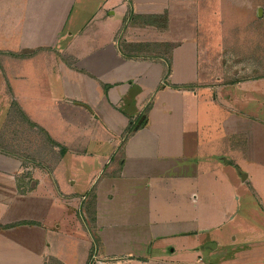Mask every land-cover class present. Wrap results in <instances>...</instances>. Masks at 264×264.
Segmentation results:
<instances>
[{
	"label": "crops",
	"instance_id": "crops-1",
	"mask_svg": "<svg viewBox=\"0 0 264 264\" xmlns=\"http://www.w3.org/2000/svg\"><path fill=\"white\" fill-rule=\"evenodd\" d=\"M73 1L0 0L2 70L28 61L49 83L41 88L36 78L28 95L9 86L11 102L20 103L30 126L61 155L49 173L30 174L19 172L16 158L0 155V202L12 215L0 225V264H47L61 254L62 264H264V242H241L234 254L225 246L220 257L217 245H203L199 234L218 227L215 215L232 220L239 198L211 193L220 209L210 202L199 211L205 199L192 189L202 174L194 159L199 106L208 105L218 84H229L226 78L238 79L236 86L264 81V50L259 60L236 59L225 49L209 52L210 18L229 15L237 23L238 9L250 14L256 8L262 18L264 0H219L214 6L212 0H101L95 17L77 23L69 20ZM186 20L206 44L172 34L174 22ZM256 70L262 72H248ZM31 102L32 115L22 105ZM232 117L228 131L242 134L246 157L264 167V127L241 113ZM64 157L93 167L80 195L75 180L58 177ZM53 206L60 209L59 224L47 226ZM71 244L78 247L76 263Z\"/></svg>",
	"mask_w": 264,
	"mask_h": 264
},
{
	"label": "rangeland",
	"instance_id": "rangeland-1",
	"mask_svg": "<svg viewBox=\"0 0 264 264\" xmlns=\"http://www.w3.org/2000/svg\"><path fill=\"white\" fill-rule=\"evenodd\" d=\"M74 1L71 2L72 8H70L69 20L77 23L89 21L90 19H85L95 17L98 7L96 8L94 4L101 0ZM212 1L214 6L215 2L219 0ZM110 3L106 2L105 7H109ZM214 8L216 10L218 7ZM232 9L236 8L232 7ZM227 11L232 14L231 11ZM242 11L240 9L237 10L235 16L239 20L237 23L231 20L229 15L226 16L227 19L224 21L217 13L210 18L212 22L210 26L213 28L210 32L212 36L210 35V38L207 39L210 53L225 49L223 51L230 50L236 59L240 57L242 59L258 58L259 60L258 54H262L264 50V16L260 18L259 8H256L250 14L248 11H245L246 13ZM247 19L251 20L252 23L250 25L245 23ZM188 20L182 23L174 22L175 28L172 27V34L183 35L185 33L186 35H191L190 37H193L192 40L199 47H201V44H206L205 39L198 37L201 33L194 36L193 30L196 29V24ZM245 26H249L250 29L245 30ZM7 56L16 57L15 55ZM1 66H3V63L0 62V84L2 85L4 80L6 86L0 85V155L4 154L16 158L22 168V171H19L20 173L29 172L30 174V172L34 173L35 170L39 173H49L52 164L61 156L60 150L51 145L37 128L30 126L28 119H25L17 108L20 103L15 102L16 105L11 102L9 89V86L16 91L21 89L24 95H28L30 94L31 85L36 82L34 81L36 78L42 81L39 87L46 89L49 87V83L46 82V74H41L42 79L37 77V67L33 63L31 66L28 61L22 62L20 67L12 68L11 71L8 69L2 70ZM248 72L258 75L262 71ZM236 74H239V72L236 71ZM5 75L6 79H4ZM49 75L50 79H54L52 74ZM34 76L36 77L34 78ZM239 80L241 81L242 77ZM236 81L238 79L229 80V78H226L224 82L229 84L223 87V83H220L216 89L210 91L208 98H211V101L208 102V105H202L201 103L197 117V140L200 151L194 159L198 165L199 172L202 174L192 189L196 192L198 198L206 200H202L204 203L199 204V211L202 208H207V203L210 202L215 204V210L220 209L218 199L216 200L215 197H212L211 193L215 195L217 193L220 196L233 193L235 194L234 197L239 198L238 205L231 214L232 220H223L221 214L215 215L214 221H219L218 227H211L208 232L199 234L204 242L203 245L207 243L217 245L215 254L219 257L226 252V247L233 249L234 254L241 242H264V217L262 207L259 204L261 200L264 208V199L254 196L253 193V190L264 193V167H259L246 157L245 147H247V144H245L244 136L228 131V128L233 125L232 116L235 112L251 119L248 120L249 122L261 123L264 127V81L261 84L257 81V83H247L240 86L234 84ZM48 93L50 97L49 90ZM46 104L50 105V103ZM22 105L29 107V111L35 106L32 102L31 104ZM232 109L234 110L233 113L230 112ZM30 114L32 115V110ZM254 138L256 145L264 144V141L260 142V136L254 135ZM111 152L114 153L112 150H107L106 154L109 153L110 155ZM79 162L72 161L69 157H64L59 164L58 170V177L75 180L74 186L78 195L85 192L88 185L86 182L87 174L93 168L92 166L88 168L87 165ZM247 174L250 178L249 181L241 183L240 175ZM67 183L69 184V182ZM28 185L30 187L33 186L32 177ZM23 193H25V189H23ZM58 209L55 206L51 207L47 213L45 225L52 224L55 226L59 224L61 213ZM207 209L203 211H207ZM80 210V206L73 210L75 220L79 219L81 212H78ZM21 213L28 212L22 211ZM11 217L12 215L6 211V208H3V203L0 202V225L6 220L10 221ZM75 220L73 225L76 223ZM87 228L88 230L91 229L89 225ZM76 234L77 232H74L71 239ZM91 237L93 238L92 234ZM71 239L70 241L72 242ZM74 246L71 244L70 250L73 256L71 259L76 263V258H78L79 254L78 247ZM209 249H211V246L206 248L205 254L209 253ZM59 257L58 260L60 262L48 259L46 263L62 264V262H65V256L61 254Z\"/></svg>",
	"mask_w": 264,
	"mask_h": 264
},
{
	"label": "trees",
	"instance_id": "trees-1",
	"mask_svg": "<svg viewBox=\"0 0 264 264\" xmlns=\"http://www.w3.org/2000/svg\"><path fill=\"white\" fill-rule=\"evenodd\" d=\"M50 143H52V142L50 141Z\"/></svg>",
	"mask_w": 264,
	"mask_h": 264
}]
</instances>
